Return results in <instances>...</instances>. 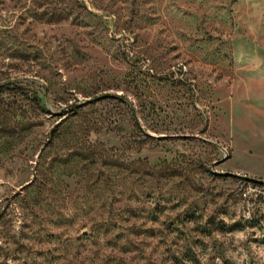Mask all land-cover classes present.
Here are the masks:
<instances>
[{"label": "rangeland", "instance_id": "374dc122", "mask_svg": "<svg viewBox=\"0 0 264 264\" xmlns=\"http://www.w3.org/2000/svg\"><path fill=\"white\" fill-rule=\"evenodd\" d=\"M241 174L264 0H0V264H241Z\"/></svg>", "mask_w": 264, "mask_h": 264}, {"label": "built area", "instance_id": "2783aa9c", "mask_svg": "<svg viewBox=\"0 0 264 264\" xmlns=\"http://www.w3.org/2000/svg\"><path fill=\"white\" fill-rule=\"evenodd\" d=\"M241 218L252 235V248L241 252V264H264V180L238 175Z\"/></svg>", "mask_w": 264, "mask_h": 264}, {"label": "trees", "instance_id": "16d2710c", "mask_svg": "<svg viewBox=\"0 0 264 264\" xmlns=\"http://www.w3.org/2000/svg\"><path fill=\"white\" fill-rule=\"evenodd\" d=\"M35 100H36L38 103L40 102V99H39L38 96L35 97ZM230 175H232V174H230Z\"/></svg>", "mask_w": 264, "mask_h": 264}]
</instances>
